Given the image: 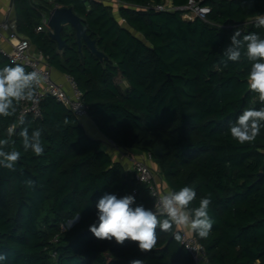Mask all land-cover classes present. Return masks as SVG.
Segmentation results:
<instances>
[{"label": "trees", "instance_id": "1", "mask_svg": "<svg viewBox=\"0 0 264 264\" xmlns=\"http://www.w3.org/2000/svg\"><path fill=\"white\" fill-rule=\"evenodd\" d=\"M118 1L115 15L104 0H14L15 32L53 70L76 80L88 117L107 140L151 154L170 190H195L192 206L211 194V231L206 238L192 232L211 264H264V128L244 144L229 132L244 109L264 104L248 87L246 59L226 68L221 63L236 28L264 37L255 25L264 0H204L208 23L177 11L144 10L165 0ZM187 2L172 0V6ZM56 7L81 18L108 61L100 62L84 42L79 49L70 26L62 31V50L49 32L36 31L42 12ZM8 65L14 63L0 53V68ZM20 109L21 103L15 115L0 116V139L14 124L18 132L23 119L29 134L41 131L44 153L36 156L19 136L10 138L7 150L19 151L21 159L15 171L0 167V253L7 257L0 264H194L175 239V226L157 229V245L148 252L135 241L97 239L89 227L98 223L96 204L104 194L132 195V207L152 209L149 189L53 97L40 101L38 117H20Z\"/></svg>", "mask_w": 264, "mask_h": 264}, {"label": "clouds", "instance_id": "2", "mask_svg": "<svg viewBox=\"0 0 264 264\" xmlns=\"http://www.w3.org/2000/svg\"><path fill=\"white\" fill-rule=\"evenodd\" d=\"M255 25L264 28V15H256ZM223 66L228 62H240L246 59L250 63L248 73V87L258 96L264 104V37L255 32L241 33L236 28L230 37V44L223 50ZM46 82L45 74L39 69L26 71L21 64H14L0 68V116L11 117L15 115L17 105L21 101L37 102V90ZM25 121L20 119L21 126L17 132L14 124L8 129V138L0 139V167L16 170L21 159L17 150H7L13 135L20 137L23 149L31 151L36 156L43 155L42 133L39 129L29 134V128L24 127ZM65 123L67 121L65 120ZM264 128V107H249L229 126L231 137L240 144L254 142ZM29 186L32 180H27ZM197 199L195 190L184 186L178 191L169 190L159 197V203L152 209L143 205L132 207L135 197L125 195L118 198L115 194H104L97 202V220L89 227V231L100 240H115L123 244L126 240L138 242L141 252L153 250L158 241L157 229L169 232L175 226L178 231L174 233L175 239L182 238L180 229H190L200 238H206L212 228V219L209 215V206L212 203L211 194L201 197L198 206H192ZM77 218V217H76ZM75 218V219H76ZM74 221V220H73ZM5 254L0 253V262L6 261ZM131 264H143L141 260H133Z\"/></svg>", "mask_w": 264, "mask_h": 264}, {"label": "built area", "instance_id": "3", "mask_svg": "<svg viewBox=\"0 0 264 264\" xmlns=\"http://www.w3.org/2000/svg\"><path fill=\"white\" fill-rule=\"evenodd\" d=\"M117 7L120 5L118 0H111ZM204 0H188L187 4L181 7H173L170 5H150L144 10L154 9L156 11H177L182 14L186 20L200 19L207 22V16L211 13L210 7L203 5ZM49 12H42L40 24L37 27V32H51L49 27ZM124 22V19H121ZM2 40L7 41L9 49L1 48L0 53L6 56L10 62L21 64L31 71L35 69L41 70L46 76L45 84L37 90V102L21 101L20 117H25L29 114L34 117L40 116L39 103L46 96L53 97L56 101L64 104L74 116L81 120L88 117L87 107L83 101V92L80 90L76 80L70 75H64L65 83L59 84L52 79L53 69L48 64L43 53L32 49V44L29 39L23 36H18L15 29L6 20L0 24V43ZM65 86L67 88H65ZM113 144V143H111ZM114 145V144H113ZM129 151V150H127ZM129 155L131 161V172L138 185H143L149 189L150 195L154 200V205L159 203V197L166 194L157 183V172L149 165L148 161H152V156L149 153H143L142 157ZM136 194V191H134ZM181 244L186 252L191 256L194 264H211L206 254L204 246L197 240L192 232L186 229H180Z\"/></svg>", "mask_w": 264, "mask_h": 264}, {"label": "crops", "instance_id": "4", "mask_svg": "<svg viewBox=\"0 0 264 264\" xmlns=\"http://www.w3.org/2000/svg\"><path fill=\"white\" fill-rule=\"evenodd\" d=\"M104 2L105 4L113 7V11L116 15L117 10H118L117 5L111 0H104ZM165 4L172 6V0H165ZM9 5H10V0H0V24L7 20L10 23V25L15 29V21H16L15 12H14L13 7L10 9ZM0 44H1V48H4L6 50L9 49V44L7 41L2 40ZM32 49L36 50L33 46H32ZM52 79L59 84L65 83L64 75L56 70H53L52 72ZM125 85L127 86L126 83ZM65 88L67 87L65 86ZM80 122L83 125L86 133L90 137L101 141L102 146L105 147L104 148L105 151L111 155L114 161L120 162L122 165H124L127 170L131 171V161L129 159V155H127V152L131 154L132 156H136L139 158L143 156V153H140L134 150L127 151V150L118 148L117 146L111 144V142L107 140L98 131V129L96 128V126L94 125V123L89 117L82 118ZM148 163L151 166V168L157 172L156 180L159 186L161 187V189L164 190L165 192L169 191L170 189L167 183L165 182V180L163 179L161 173L159 172L157 164L153 160L150 162L148 161ZM184 229L192 232L190 229H187V228H184Z\"/></svg>", "mask_w": 264, "mask_h": 264}, {"label": "water", "instance_id": "5", "mask_svg": "<svg viewBox=\"0 0 264 264\" xmlns=\"http://www.w3.org/2000/svg\"><path fill=\"white\" fill-rule=\"evenodd\" d=\"M14 0H10V9L13 7ZM49 27L51 32L50 38L58 44L59 50H62L66 46V41L63 40L61 34L65 27L70 26L75 30L77 44L81 49L82 42L88 47L92 54H94L100 62L108 61L109 58L100 52L95 42L87 35L81 18L76 15L71 8L56 7L50 11Z\"/></svg>", "mask_w": 264, "mask_h": 264}, {"label": "rangeland", "instance_id": "6", "mask_svg": "<svg viewBox=\"0 0 264 264\" xmlns=\"http://www.w3.org/2000/svg\"><path fill=\"white\" fill-rule=\"evenodd\" d=\"M120 85H121L122 88H125L126 87L125 83H120ZM102 147H103V149L105 148L104 146H102ZM71 224L72 223L69 222L66 226L69 227Z\"/></svg>", "mask_w": 264, "mask_h": 264}]
</instances>
